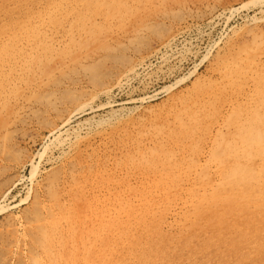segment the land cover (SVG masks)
I'll list each match as a JSON object with an SVG mask.
<instances>
[{"label": "rangeland", "instance_id": "obj_1", "mask_svg": "<svg viewBox=\"0 0 264 264\" xmlns=\"http://www.w3.org/2000/svg\"><path fill=\"white\" fill-rule=\"evenodd\" d=\"M262 139L264 0H0V264H264Z\"/></svg>", "mask_w": 264, "mask_h": 264}, {"label": "bare ground", "instance_id": "obj_2", "mask_svg": "<svg viewBox=\"0 0 264 264\" xmlns=\"http://www.w3.org/2000/svg\"><path fill=\"white\" fill-rule=\"evenodd\" d=\"M262 107H263V106H262ZM255 110H256V109H255ZM252 112H253V111H252ZM253 114H255V113L253 112L252 115H253ZM255 116H256V115H255ZM261 116H262V115H261ZM249 118H250V117H249ZM253 121H254V120H253ZM249 123H250V122H249ZM250 124H251V123H250ZM248 125H249V124H248ZM247 128H248V127H247ZM250 128H251V127H250ZM250 128H249V129H250ZM255 129H256V128H255ZM252 130H253V129H252ZM248 131H249V130H248ZM251 132H252V131H251ZM251 132H250V133H251ZM257 132H258V131H257ZM254 133H255V132H254ZM258 133H259V132H258ZM252 136H253V135H252ZM255 140H256V139H255ZM262 140H263V139H262ZM251 141H252V140H251ZM251 141H250V142H251ZM263 141H264V140H263ZM252 142H253V141H252ZM252 142H251V143H252ZM215 143H216V142H215ZM260 143H261V140H260ZM213 145H214V144H213ZM243 145H245V144H243ZM220 146H221V145H220ZM224 146H225V144H224ZM226 146H227V148H228V145H226ZM257 146H258V145H257ZM218 147H219V144H218ZM241 147H242V146H241ZM249 147H250V146H248V148H249ZM217 149H218V148H217ZM217 149H216V150H217ZM213 150H214V149H213ZM218 150L220 151L221 149L219 148ZM263 151H264V150H263ZM221 152H222V151H221ZM247 152H248V151H247ZM260 152H261V151H260ZM218 153H219V152H218ZM219 155H221V153H220ZM262 155H263V154H262ZM221 156H222V155H221ZM254 156H255V155H254ZM247 157H248V156H247ZM256 157H257V156H256ZM250 159H251V158H250ZM239 161H240V160H239ZM256 161H257V160H256ZM240 162H241V161H240ZM246 162H247V161H246ZM253 162H254V161H253ZM232 164H233V163H232ZM218 165H220V164L218 163ZM233 167H234V166H233ZM253 167H254V166H253ZM213 168H214V167H213ZM229 168H230V167H229ZM243 168H244V167H243ZM261 168H262V166H261ZM226 170H227V168H226ZM228 170H229V169H228ZM252 171H254V170H252ZM259 171H260V170H259ZM234 172H235V171H234ZM223 173H224V172H223ZM224 174H225V173H224ZM230 174H231V173H230ZM239 174H240V171H239ZM219 175H220V174H219ZM250 175H251V174H250ZM221 176H222V175H221ZM228 176H229V175H228ZM248 176H249V175H248ZM263 176H264V175H263ZM263 176H262V177H263ZM233 177H234V173H233ZM239 177H240V176H239ZM252 177H253V176H252ZM254 177H255V176H254ZM257 177H258V176H257ZM241 178H242V177H241ZM257 179H258V178H257ZM204 180H205V178H204ZM231 180H232V179H231ZM237 180H239V179H237ZM208 181H209V180H208ZM225 181H226V180H225ZM232 181H233V180H232ZM202 182H203V180H202ZM222 182H223V181H222ZM228 182H229V181H228ZM206 183H207V181H206ZM238 183H240V182H238ZM242 183H243V181H242ZM248 183H249V182H248ZM251 183H252V182H251ZM223 184H224V182H223ZM258 184H259V183H258ZM239 185H240V184H239ZM240 186H241V185H240ZM216 187H217V186H216ZM218 187H219V186H218ZM220 187H221V185H220ZM245 187H246V186H245ZM243 188H244V187H243ZM251 188H252V187H251ZM261 188H262V187H261ZM224 189H225V188H224ZM241 190H242V189H241ZM262 190H263V189H262ZM195 191H196V189H195ZM199 191H200V190H199ZM213 191H214V190H213ZM221 191H222V190H221ZM228 191H229V190H228ZM206 192H207V191H206ZM206 192H205V193H206ZM219 192H220V191H219ZM195 193H198V192H195ZM242 193H243V192H242ZM205 195H206V194H205ZM210 197H211V196H210ZM210 197H209V198H210ZM227 197H228V196H227ZM192 198H193V196H192ZM232 198H233V197H232ZM237 198H238V197H237ZM195 199H196V198H195ZM230 199H231V198H230ZM230 199H229V200H230ZM220 200L222 201V198H221ZM220 200H219V201H220ZM229 200H228V201H229ZM193 201H194V200H193ZM197 201H199V200H197ZM211 201H213V200H211ZM211 201H210V202H211ZM208 202H209V200H208ZM252 202H253V201H252ZM255 202H256V201H255ZM259 202H260V201H259ZM262 202H263V200H262ZM220 204L222 205V203H220ZM220 204H219V206H220ZM230 204H232V203H230ZM191 205H192V204H191ZM243 205H245V204H243ZM215 206H216V205H215ZM223 206H224V205H223ZM251 206H252V205H251ZM203 207H204V206H203ZM244 207H245V206H244ZM242 208H243V207H242ZM208 209H209V208H208ZM219 209H220V208H219ZM229 209H230V208H229ZM254 209H255V208H254ZM197 210H198V209H197ZM197 210H196V211H197ZM209 210H210V209H209ZM221 210H222V209H221ZM255 210H257V209H255ZM222 211H223V210H222ZM235 211H237L236 208H235ZM253 211H254V210H253ZM219 212H220V211H219ZM248 212H249V211H248ZM251 212H252V211H251ZM262 212H263V210H262ZM216 213H217V212H216ZM216 213H215V214H216ZM233 213H234V212H233ZM235 213H236V212H235ZM235 213H234V214H235ZM259 213H260V212H259ZM259 213H258V214H259ZM212 214H213V213H212ZM226 214H227V213H226ZM230 214H231V213H230ZM234 214H233V215H234ZM221 215H222V214H221ZM231 215H232V214H231ZM242 215H243V214H242ZM246 215H247V214H246ZM253 215H254V213H253ZM259 215H260V214H259ZM259 215H258V216H259ZM200 216H201V215H200ZM219 216H220V214H219ZM235 216H236V214H235ZM237 216H238V215H237ZM248 216H249V215H248ZM242 217H243V216H242ZM262 217H263V216H262ZM220 218H223V217H220ZM224 218H225V217H224ZM224 218H223V219H224ZM229 218H230V217H229ZM243 218H244V217H243ZM215 219H216V218H215ZM223 219H222V220H223ZM236 219H238V218H236ZM240 219H241V218H240ZM253 219H254V218H253ZM217 220H218V219H217ZM233 220H234V218L232 219V222H233ZM259 220H260V219H259ZM235 222H236V221H235ZM239 222H240V221H239ZM247 222H248V221H247ZM263 222H264V221H263ZM237 223H238V222H237ZM252 225H253V224H252ZM255 226H256V225H255ZM261 226H262V225H261ZM263 227H264V226H263ZM255 229H256V228H255ZM226 230H227V229H226ZM255 231H256V230H255ZM256 232H257V231H256ZM256 232H255V233H256ZM253 234H254V231H253ZM253 234H252V235H253ZM261 234H262V233H261ZM209 235H210V234H209ZM243 235H244V234H243ZM252 235H251V236H252ZM255 235H256V234H255ZM257 235H258V234H257ZM233 236H234V235H233ZM233 236H232V237H233ZM235 236H236V235H235ZM246 236H248V235H246ZM249 236H250V235H249ZM251 236H250V237H251ZM234 238H235V237H234ZM236 238H237V237H236ZM242 238H243V236H242ZM244 238H246V237H244ZM261 239H262V238H261ZM263 239H264V237H263ZM230 240H231V239H229L228 241H230ZM244 240H245V239H244ZM244 240H243V241H244ZM251 240H252V239H251ZM240 242H241V241H240ZM240 242H238V243H240ZM248 242H249V240H248ZM254 242H255V241H254ZM246 243H247V242H246ZM243 244H244V243H243ZM248 244H249V243H248ZM255 244H256V243H255ZM228 245L230 246L231 244H228ZM238 245H239V244H238ZM240 245H242V244H240ZM249 245L251 246L252 243L249 244ZM253 245H254V244H253ZM212 246H213V245H212ZM255 246H256V245H255ZM232 247H233V246H232ZM253 247H254V246H253ZM253 247H252V248H253ZM256 247H257V246H256ZM226 248H228V246H227ZM235 248H236V247H235ZM248 248H249V247H248ZM222 249H223V248H222ZM222 249H221V250H222ZM250 249H251V248H250ZM229 250H231V249H229ZM232 250H233V249H232ZM227 251H228V250H227ZM238 251H239V250H238ZM240 251H241V250H240ZM240 251H239V252H240ZM252 251H253V249H252ZM228 252H229V251H228ZM234 253H235V252H234ZM237 253H238V252H237ZM238 254H239V253H238ZM240 261H241V260H240Z\"/></svg>", "mask_w": 264, "mask_h": 264}]
</instances>
